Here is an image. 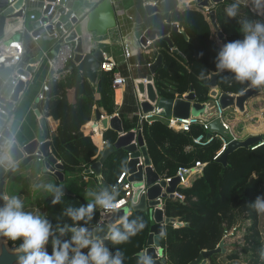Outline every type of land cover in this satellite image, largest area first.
<instances>
[{
	"label": "trees",
	"instance_id": "trees-1",
	"mask_svg": "<svg viewBox=\"0 0 264 264\" xmlns=\"http://www.w3.org/2000/svg\"><path fill=\"white\" fill-rule=\"evenodd\" d=\"M158 5V12L147 16L144 9L145 0H135L134 14L142 21L143 29L162 25L167 18L176 23L184 34L173 32L170 39L178 53L169 50L167 44L159 39L152 43L148 54L139 55L137 64L141 67V78L148 74L147 64L162 55L163 66L154 76V84L160 96L165 98L180 97L193 87L197 102L210 100L209 76L201 75L203 71H215V57L221 44L215 37L204 11L195 6L183 5L181 2L193 0H150ZM232 0H224L215 7V19L226 41L242 39L238 25L234 20H227L224 9ZM248 12L247 8L243 9ZM252 14L250 13V16ZM252 18H256L252 16ZM133 60L132 64H135ZM229 77L227 80L221 79ZM44 99L39 100L37 108L42 117L58 121L55 133L50 138L51 153L61 162L66 175L82 174L101 155L102 147L98 144L100 137H94L86 128L95 106L103 117L118 115L124 131L141 129L147 152L154 172L160 179L167 180L176 176L178 169H191L200 163V172L195 173L188 186H178L176 192L183 199L167 198L163 201L165 217L174 218L180 224H168L164 227L161 247L171 264H189L201 251L213 250L223 237L238 222H246L241 254L248 256V264H264V244L259 231V213L252 209L250 203L259 195H264V144L255 149H238L227 156L226 166L216 161V155L222 148V141L215 137L205 146L196 145L193 140L204 131L199 124L192 125L190 131L171 129L163 120L156 119L151 124H138L136 99L133 91L125 95L124 103L117 107L115 90L112 86L111 73L100 72L94 83H90L76 70L72 69L62 80H49ZM73 89L75 102L69 103L67 91ZM217 89L221 93L239 94L245 85L231 81L230 74L223 73L217 77ZM10 87L2 86L0 95L7 98ZM214 135V133H212ZM118 134L108 129L102 134L106 145H113ZM230 141V135H224ZM127 153L122 149L115 151L102 165L98 188L115 186L119 192L117 201L125 192L117 184V179L126 170ZM90 202L81 195L65 194L58 205H51V198L45 200L44 213L57 223V217L69 206L78 207ZM129 205V202H128ZM101 209H97L93 219L86 227L99 223ZM142 218L145 228L127 243L112 245L115 252L122 251L124 264H138V253L146 248L152 221L143 211H130L129 220ZM63 222L71 223L67 218ZM83 223V222H81ZM119 225V224H118ZM14 250L15 245L8 243ZM51 252L50 244L47 246ZM222 252L210 258L211 264H218L217 258ZM238 254L227 256L228 261H235Z\"/></svg>",
	"mask_w": 264,
	"mask_h": 264
},
{
	"label": "water",
	"instance_id": "water-1",
	"mask_svg": "<svg viewBox=\"0 0 264 264\" xmlns=\"http://www.w3.org/2000/svg\"><path fill=\"white\" fill-rule=\"evenodd\" d=\"M46 3H52L56 0H43ZM71 1V0H70ZM224 0H195L187 3L188 6L208 12V20L216 31L218 42L227 43L224 34L219 30L215 20V7ZM28 0H0V49L7 47L12 41H20V33H16L11 39L3 40L6 27H15L18 20L23 18V10ZM70 3V2H69ZM68 3V4H69ZM62 4V1L60 5ZM186 5V4H183ZM49 6L41 15L31 24V37L41 42H51L57 37H62L63 32L68 33L65 41L74 42V58L67 70L76 69L82 77L86 78L91 84L95 82L99 74V65L103 61V52L95 43L93 50L85 52L84 34H90L95 38L105 37L108 32L117 26L116 9L109 0H102L92 10L81 17H73L68 20L73 11L69 8L58 6L52 16H46ZM144 9L148 16L158 12L156 5H145ZM24 27V25H22ZM179 32L184 34L182 29L178 28L176 23H172L170 18L157 27H148L140 37V43L145 48L156 40H163L173 53H178L173 48L170 34ZM43 53L40 51L36 57L30 60L29 66L25 69H17L13 72L10 68L0 70V79L6 80L10 75L17 79L23 76L26 81L18 80L12 89L9 98H0V157L7 156L16 166L14 171H6L0 168V196H3V188L10 176L16 173L24 166L34 155L41 156L44 160V171L51 172L59 183H64V170L61 162L51 153L49 131L44 117L41 116L37 107L34 106L35 114L38 117V123L42 131L43 142L34 140L30 143H24L20 135L8 126L9 116L15 110L19 103L20 95L23 94L30 83V77L36 70V64L41 62ZM163 66L162 55L148 66V74L144 78H137L133 81L134 94L139 103L142 114H148L154 110H159V115L164 118H195L203 122H209V132L217 133L222 136L220 121L217 119V105L222 111L235 109L240 114L245 113V105L248 101L262 93L255 89H245L239 94L221 93L217 89V77L209 76V97L210 100L205 103L197 102L194 89L183 97L165 98L160 96L154 84V76ZM216 100V102H215ZM95 122L93 128H97L102 135L108 129L115 131L118 137L113 145H106L97 161L92 163L85 171V175L93 173L98 180L101 177V169L104 162L115 151L122 149L127 153L126 172L129 174L127 181L132 183V205H125L117 210L109 211L95 226H88L89 231L96 236H104L113 224H119L122 218L127 217L131 211L145 212L152 224L146 241V248L138 253L151 258L152 264H171L167 261L163 248L161 247V233L168 224L179 226L180 224L174 218L164 216L163 201L167 198H175V192L180 186V178L173 177L167 181L160 179L154 172L146 144L144 142L141 130L124 131L122 122L118 115L112 117H103L97 111L94 112ZM264 141V135L250 136L244 140H231L224 151L216 158L218 163L226 166L227 156L238 149H249ZM142 159V162H140ZM195 172L189 170L183 177ZM9 242L0 239V264H17V255L9 247ZM109 247V242H106ZM223 241L213 250H203L199 256L189 264H207L208 260L217 253L223 252Z\"/></svg>",
	"mask_w": 264,
	"mask_h": 264
},
{
	"label": "clouds",
	"instance_id": "clouds-1",
	"mask_svg": "<svg viewBox=\"0 0 264 264\" xmlns=\"http://www.w3.org/2000/svg\"><path fill=\"white\" fill-rule=\"evenodd\" d=\"M244 8L248 9L247 13L243 12ZM224 12L226 21L237 23L242 39L222 43L215 57V71H203L201 75L228 73L231 81L247 89L264 91V0H232ZM221 79L229 77L221 76ZM15 167L7 156L0 157V168L14 171ZM30 187L33 191L49 193L53 206L65 197L64 183L36 182ZM87 195L92 198L90 202L65 208L55 224L40 209L25 210L20 196H0V239L15 245L17 264H124L122 251H111L106 242L127 243L145 228V223L140 217L132 220L124 217L106 235L96 236L85 225L97 209H116L119 192L115 186H105ZM250 206L257 213H264V195L257 196ZM65 217L71 223L63 222ZM138 264H152V261L141 254Z\"/></svg>",
	"mask_w": 264,
	"mask_h": 264
},
{
	"label": "crops",
	"instance_id": "crops-1",
	"mask_svg": "<svg viewBox=\"0 0 264 264\" xmlns=\"http://www.w3.org/2000/svg\"><path fill=\"white\" fill-rule=\"evenodd\" d=\"M101 1L102 0H71L70 3L67 5V8L71 9L76 17H81L84 14L88 13L90 10H92ZM134 2L135 0H111V3L116 9L117 26L114 28V30L112 29L113 31L108 32L109 34H107L105 37L98 38L95 43L107 57L112 58L118 63H121V53L119 47L122 40L130 43L131 48L134 51V56L129 60V65L134 68L129 73L127 69L122 66L120 68V74L125 77H128L130 75L133 79H137L141 78L139 75L141 67H135L138 61V57L139 55L148 54L150 52L148 48L151 44L148 45L146 48L144 46L143 48H141L140 37L146 29H143L142 21H139L134 14ZM43 3V0H28L25 6L26 12L24 14V24L21 23V19L18 20L17 25L15 27H6L3 36V40L7 41L11 39L12 36H14L17 32L19 33L20 30H24V32L21 34V40L23 42V48L25 53L22 62L16 67V69H13V72L20 68L25 69L27 66H29L30 60L33 57H36L40 51L43 53V58L41 62H38L35 65L36 70L34 74L30 77L29 85L27 86L25 92L20 95L19 103L15 106V110L11 113L8 119V126H12L16 133L20 135V138L24 143H30L34 140L39 141V143L44 141L42 137V131L38 123V117L35 114L34 106L37 107V103L39 101L37 96L41 92L42 86L44 84H47L48 81L51 79V73L48 68L46 58H51L54 56L56 45L58 43L57 40H53L51 42H41L40 40L31 37V24L33 21L29 19V16L34 14L36 15V17H39L41 12V6L43 5ZM187 3L188 2L180 1L179 4L180 6H182V4L187 5ZM148 4L156 5L158 8L157 3L150 0H145L143 5L145 6ZM22 25H24V27ZM114 39L116 40L115 43L113 42ZM104 47H109L110 50H107ZM5 48L0 49L1 55H4ZM133 60H136L135 64H132ZM12 75H10L6 80L11 79ZM0 81L3 86V82L5 80L0 79ZM114 90L115 103L117 107L122 106V104L124 103L125 95H128L131 90L133 91L134 95L132 82H128L124 87L117 88ZM7 97L9 98V94ZM67 100L69 103L75 102V95L73 89L67 91ZM136 105L138 108L139 104L137 99ZM256 105H258V107ZM95 111L96 108L94 106L90 121L86 124V128H88L89 130L93 129V124L95 122ZM233 111L234 113L239 114L245 120L247 119V117H252L256 119L254 121H257V119L260 118L264 120V91H262L261 94L246 103L245 113L240 114L235 109H233ZM134 116L136 115L134 114ZM44 119L47 124L50 140L51 136L56 131L58 121H54L50 117H44ZM227 122L230 125V122ZM259 132L260 133L249 132V134L246 135L244 138L248 136L250 137L256 135H264V121L260 124ZM97 136H99L101 139L102 135L97 132L96 137ZM236 138L240 140V138ZM99 141L97 142L99 143ZM57 161L60 162L58 159ZM44 163L45 160L41 156L34 155L33 157H31L24 166H22L16 173L10 176L9 180L4 185L3 196L18 195L22 198L24 202L25 210L35 211L36 209H40L41 212L44 213L43 207L45 204V200L50 197V194L44 191H33L30 185L36 182L59 183L56 177H54L51 172H49L48 170L44 171ZM199 172L200 170L196 169V173ZM194 175L195 174H193L186 180L184 186L189 185ZM97 180V177L93 173L89 175H85L84 172L78 175L64 174V185L66 186L64 192L65 194L79 195L80 193L84 194L89 191H98L99 188Z\"/></svg>",
	"mask_w": 264,
	"mask_h": 264
},
{
	"label": "built area",
	"instance_id": "built-area-1",
	"mask_svg": "<svg viewBox=\"0 0 264 264\" xmlns=\"http://www.w3.org/2000/svg\"><path fill=\"white\" fill-rule=\"evenodd\" d=\"M62 1V4L60 5ZM111 1V0H109ZM195 1V0H193ZM44 2V1H43ZM70 2V0H56L55 2L52 3H46L44 2L43 5L41 6V12L40 15L43 11H45L47 9V6H49V9L47 11L46 16H52L55 12H56V8L58 6L60 7H64L67 9V5ZM26 9L24 8L23 10V18L21 19V23L24 24V14ZM205 14L208 17V12L205 11ZM75 17V14H71V16L69 17V21L71 18ZM29 19L32 21H35L36 19H38V17H36V15H30ZM179 28V26H178ZM24 32V30H20L19 33L20 35ZM63 36L62 37H57V35L55 36L57 40V45H56V50H55V54L53 57L51 58H46V62L48 65V68L50 70L51 73V79L50 80H55V81H59L64 79L70 72V70H67L68 65L71 64L73 58H74V48H75V44L74 42H68L65 41V38L67 37L68 33L63 32ZM141 45V44H140ZM5 48V47H3ZM141 48H143V46L141 45ZM120 53H121V63L116 62L115 60H113L112 58L107 57L104 53H103V61L100 63L99 65V73L100 72H106V73H111L112 75V86L114 89L117 88H121L124 87L128 82H132L135 79H133L130 75L128 77L123 76L122 74H120V68L122 66H124L127 71L130 73L131 70L134 68L132 66L129 65V60L134 56V51L131 48V44L128 43L127 41L122 40L121 44H120ZM170 50V49H169ZM172 51V50H170ZM4 55L0 54V70L3 68H10V69H16V67L22 62L23 60V56H24V48H23V42L20 39V41H12L10 42V44L5 48L4 50ZM151 64V63H150ZM147 64V67L150 65ZM139 64H136L135 67H138ZM21 80V81H26V79L23 76H18L17 79L12 78L5 80L3 82V86H8L10 87V92H9V96L12 93V89L13 87L16 85L17 81ZM48 90V86L47 84H44L42 86L41 92L38 94L37 98L38 100H43L44 99V92H46ZM185 95V94H184ZM182 95V97L184 96ZM134 96L136 97V95L134 94ZM177 97V96H176ZM0 98H3L0 95ZM8 99V97L6 98ZM137 99V98H136ZM216 102V100H215ZM139 104V103H138ZM217 119H219L220 121V126L222 131L226 134L228 133L232 139H237L231 129L230 126L226 120V118L224 117V114L226 111H222L217 102ZM139 108V106H138ZM159 110H154L153 112H150L148 114H142L139 110L137 111V113L135 114L138 118V124L141 125L143 123H147V124H151L152 122H154L156 119H160L163 120L167 123V125L176 131H183V132H188L190 131V127L192 125L195 124H199L203 127L204 131L209 132V122H203L199 119H195V118H188V119H182V118H164L161 117L159 114ZM141 130V129H138ZM92 135L94 137H96L97 135V129L93 128L90 130ZM215 137H218L221 141H222V148L220 149V151L217 153L216 157L217 158L226 148L227 144L231 141H226L224 136L214 133V135H212V133L210 134L209 138H207V135L205 136L204 134L197 136L196 138H194L193 142L196 145H200V146H205L207 144H209ZM101 147L102 150L103 148L106 146L105 142L102 140V136L101 139L98 143ZM264 144V141L251 147V149H255L257 147H259L260 145ZM140 162H142V159H140ZM199 167H201L200 163H196L195 167L191 168V169H178L177 174L175 177H179L180 178V186H184V184L186 183V180L191 177L193 174L196 173V169H199ZM195 170V172H193L192 174L183 177L184 174H186L189 170ZM92 174V173H91ZM129 174L126 172V170L119 176V178L117 179V184L122 188V190L125 192L124 197L121 198L120 200L117 201V207L114 210L120 209L121 207L128 205V202L131 200L132 197V183L127 181ZM169 180V179H167ZM165 180V181H167ZM175 198H178L180 200L183 199V197L178 194L177 192H175ZM109 211H104L101 209L100 212V222L103 220L104 216L108 213Z\"/></svg>",
	"mask_w": 264,
	"mask_h": 264
},
{
	"label": "rangeland",
	"instance_id": "rangeland-1",
	"mask_svg": "<svg viewBox=\"0 0 264 264\" xmlns=\"http://www.w3.org/2000/svg\"><path fill=\"white\" fill-rule=\"evenodd\" d=\"M114 30V29H113ZM110 30L109 32L113 31ZM109 34V33H108ZM216 34V33H215ZM84 50L85 52L93 50L95 48V42L97 41L98 37L95 39V36L92 35V39L89 38L90 34L85 33L84 35ZM116 39V38H115ZM114 39V43L116 40ZM130 40V39H128ZM102 47V46H101ZM116 47V46H114ZM103 48V47H102ZM107 50H110L109 47H104ZM258 107V105H256ZM224 117L227 121L230 122V129L235 137L240 138V140H244L246 135L249 134V132H259L260 130V124L264 121L263 119H257V121H254L256 119L254 118H248L245 120L243 117H241L239 114L234 113L233 109H229L225 112ZM91 130V129H90ZM261 136V135H256ZM244 138V139H241ZM232 137L230 136L231 140ZM87 193H80L83 198L86 199H92L89 197ZM132 202L129 201V207H131ZM131 211V210H130ZM246 222H238L235 227H233L229 232L226 233V235L223 237V252L221 255L217 258L218 264H248L249 257L244 256L241 254V249L243 246V237L246 233ZM259 231L261 235L262 242L264 244V213H259ZM238 254V258L235 261H228L227 256L230 254ZM207 264H211L210 259L208 260Z\"/></svg>",
	"mask_w": 264,
	"mask_h": 264
}]
</instances>
